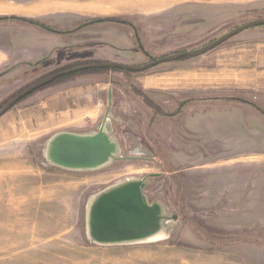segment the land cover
I'll return each instance as SVG.
<instances>
[{"label":"rangeland","instance_id":"rangeland-1","mask_svg":"<svg viewBox=\"0 0 264 264\" xmlns=\"http://www.w3.org/2000/svg\"><path fill=\"white\" fill-rule=\"evenodd\" d=\"M84 3L120 7L109 0ZM125 8L35 19L63 32L85 29L96 40L65 49L68 58L24 86L76 60L142 66L264 20V0H170L159 7L137 1ZM103 18L124 23L92 22ZM110 90L113 133L125 159L94 172L45 165L43 142L59 131L94 130ZM61 101L72 108L89 104L95 115L77 121V110L64 111ZM66 116L72 122L61 124ZM50 119L55 126L43 131ZM151 173L159 176L148 179L149 200L163 202L180 227L159 242L90 243L88 198L124 178ZM247 249L255 253L251 264H264V26L199 56L141 72L65 77L0 117V264H219V252Z\"/></svg>","mask_w":264,"mask_h":264},{"label":"water","instance_id":"water-1","mask_svg":"<svg viewBox=\"0 0 264 264\" xmlns=\"http://www.w3.org/2000/svg\"><path fill=\"white\" fill-rule=\"evenodd\" d=\"M258 26H264V20L240 25L202 48L165 55L142 66L103 62L62 71L15 96L1 108L0 117L20 99L51 83L57 77L91 69L141 72L163 62L199 56L230 37ZM110 104L109 93V106L105 116L94 130H66L49 136L41 146L45 165L69 172H94L125 159V152L113 133ZM158 176L157 173H151L142 178L127 177L91 195L85 205L87 240L99 246H127L170 238L173 227H180L177 215L172 214L163 202L157 199L149 200L146 193L148 179Z\"/></svg>","mask_w":264,"mask_h":264},{"label":"crops","instance_id":"crops-1","mask_svg":"<svg viewBox=\"0 0 264 264\" xmlns=\"http://www.w3.org/2000/svg\"><path fill=\"white\" fill-rule=\"evenodd\" d=\"M83 1L91 2V0ZM112 1H114L113 4L122 5L120 10H127L124 6L127 7L128 2L134 0H109V2ZM168 1L170 0H153L156 7ZM61 11L84 15L102 12L96 11L95 7L86 3L80 5V0H0V100L47 72L55 63L68 58L69 52L65 53V49H77L82 43L96 40L93 35L95 33L90 35L85 29L63 32L61 29L48 28L46 22L35 20L45 21L43 17L46 15ZM80 33L83 37L89 35L88 37L92 38L77 39ZM52 55H54L53 58H51ZM152 82L155 83V81ZM61 105L64 106V111L77 110L74 114V119L77 121L95 115V110L89 104L72 108L61 101ZM70 122H72L71 119L66 116L61 124ZM54 126L55 122L50 119L41 128L47 131ZM243 251L242 253H233L230 250L219 252V264L253 263L254 250Z\"/></svg>","mask_w":264,"mask_h":264},{"label":"trees","instance_id":"trees-1","mask_svg":"<svg viewBox=\"0 0 264 264\" xmlns=\"http://www.w3.org/2000/svg\"><path fill=\"white\" fill-rule=\"evenodd\" d=\"M92 22H120V23H124V21H119L117 20V18H103V19H98V20H94ZM181 59H187V58H181ZM179 59V60H181ZM99 63H103L101 62L100 60H89V59H86V60H76V61H73L71 63H68V64H65L55 70H53L51 73H49L47 76H44L42 77L41 79L37 80L35 83H38L40 81H42L43 79L47 78L48 76H51V75H54V74H57V73H60L62 71H66V70H69V69H72V68H76V67H81V66H84V65H90V64H99ZM161 64V63H160ZM159 65V64H158ZM119 71V72H124V73H128L130 71H124V70H119V69H91V70H85V71H80V72H77V73H72V74H69V75H65V76H60V77H57L55 78L51 83L47 84V85H44L40 88H37L36 90H34L33 92L37 91V90H40L42 89L43 87H46L48 85H51L52 83L60 80V79H63L65 77H71V76H75V75H78V74H83V73H90V72H101V71ZM33 83V84H35ZM31 84V85H33ZM31 85L29 86H24L22 88H20L18 91H16L15 93H13L7 100L6 102L0 107V109L6 104L8 103L11 99H13L15 96L19 95L21 92H23L24 90H26L27 88H29ZM32 92V93H33ZM30 93V94H32ZM30 94H28L27 96H29ZM138 94V93H137ZM27 96H25L24 98H26ZM24 98L20 99L18 102H20L21 100H23ZM17 102V103H18ZM16 103V104H17ZM15 104V105H16ZM14 106V105H13Z\"/></svg>","mask_w":264,"mask_h":264},{"label":"bare ground","instance_id":"bare-ground-1","mask_svg":"<svg viewBox=\"0 0 264 264\" xmlns=\"http://www.w3.org/2000/svg\"><path fill=\"white\" fill-rule=\"evenodd\" d=\"M137 1L139 2H143V3H150L151 5H154L155 2H153V0H134V1H129L127 6H129V4H133V3H136ZM119 5L120 7H116V6H110L109 8H104V7H96V11H102V12H111V11H114V10H119L121 9L122 5L120 4H117ZM126 7V6H124Z\"/></svg>","mask_w":264,"mask_h":264}]
</instances>
